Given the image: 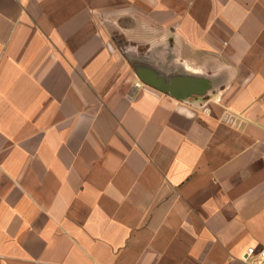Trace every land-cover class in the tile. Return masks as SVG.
<instances>
[{
	"label": "crops",
	"instance_id": "crops-1",
	"mask_svg": "<svg viewBox=\"0 0 264 264\" xmlns=\"http://www.w3.org/2000/svg\"><path fill=\"white\" fill-rule=\"evenodd\" d=\"M117 36L209 89L143 83ZM250 246L264 0H0V264H250Z\"/></svg>",
	"mask_w": 264,
	"mask_h": 264
},
{
	"label": "water",
	"instance_id": "water-1",
	"mask_svg": "<svg viewBox=\"0 0 264 264\" xmlns=\"http://www.w3.org/2000/svg\"><path fill=\"white\" fill-rule=\"evenodd\" d=\"M133 67L143 83L178 99L202 96L210 87L204 77L184 71H166L151 61H139L133 63ZM140 86L139 82L132 85L129 94H133Z\"/></svg>",
	"mask_w": 264,
	"mask_h": 264
},
{
	"label": "rangeland",
	"instance_id": "rangeland-1",
	"mask_svg": "<svg viewBox=\"0 0 264 264\" xmlns=\"http://www.w3.org/2000/svg\"><path fill=\"white\" fill-rule=\"evenodd\" d=\"M117 44L119 46V54L123 59L128 60V62L133 66V63L139 61H152L157 59L156 55L152 51H141L134 48V45L128 43L123 37L117 36ZM130 65V66H131Z\"/></svg>",
	"mask_w": 264,
	"mask_h": 264
},
{
	"label": "built area",
	"instance_id": "built-area-1",
	"mask_svg": "<svg viewBox=\"0 0 264 264\" xmlns=\"http://www.w3.org/2000/svg\"><path fill=\"white\" fill-rule=\"evenodd\" d=\"M243 260L250 264H264V248L256 250L254 246L248 247Z\"/></svg>",
	"mask_w": 264,
	"mask_h": 264
}]
</instances>
